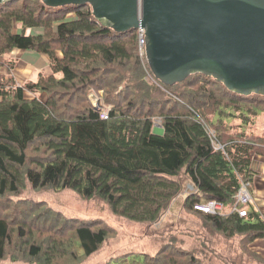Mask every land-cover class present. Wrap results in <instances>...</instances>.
<instances>
[{
    "label": "trees",
    "instance_id": "trees-1",
    "mask_svg": "<svg viewBox=\"0 0 264 264\" xmlns=\"http://www.w3.org/2000/svg\"><path fill=\"white\" fill-rule=\"evenodd\" d=\"M12 1L0 4V68L14 48L47 54L56 67L22 85L13 63L0 74V264L89 263L116 234L103 219L67 217L36 194L75 195L131 222L153 223L186 186L182 209L209 239L240 238L224 247L220 264H264L248 252L264 239V217L236 201L241 184L253 182V157L264 154V133L254 131L264 96L237 95L201 73L165 85L141 54L137 30L114 31L88 4ZM68 8L72 15L46 11ZM158 118L161 133L153 131ZM212 199L224 205L220 213L195 209ZM209 239L197 235L188 248L175 235L164 238V257L121 256L143 255V264H214Z\"/></svg>",
    "mask_w": 264,
    "mask_h": 264
},
{
    "label": "water",
    "instance_id": "water-1",
    "mask_svg": "<svg viewBox=\"0 0 264 264\" xmlns=\"http://www.w3.org/2000/svg\"><path fill=\"white\" fill-rule=\"evenodd\" d=\"M42 1L53 8L88 4L116 32L144 28L145 57L165 85L201 73L237 95L264 96V0Z\"/></svg>",
    "mask_w": 264,
    "mask_h": 264
},
{
    "label": "rangeland",
    "instance_id": "rangeland-1",
    "mask_svg": "<svg viewBox=\"0 0 264 264\" xmlns=\"http://www.w3.org/2000/svg\"><path fill=\"white\" fill-rule=\"evenodd\" d=\"M12 1V0H11ZM10 1V2H11ZM7 2L5 3L8 5ZM13 2V1H12ZM71 8L62 10L60 9H51L46 10L48 13L52 14H63L68 12L69 15H72ZM17 27H15V30ZM8 69H10V63L7 62ZM51 73V72H50ZM147 82L151 84L153 79L148 75ZM28 97H33V95L28 92ZM42 99H46L45 93L40 94ZM90 98L93 101V104L98 102V93H91ZM240 118H234L231 120L232 123H240ZM156 133L162 132L161 120L155 119V126L153 129ZM254 131L256 134L264 133V114H260L256 120L254 126ZM187 193L186 189L181 192L169 205L167 210L163 213L162 217L159 218L157 222L153 223H136L131 222L127 219L121 218L118 215H114L106 207L102 209V204L97 201H83L76 197L75 195L70 194H61L60 192H49L44 191L42 193L34 195L36 200H42L52 206L53 209L62 212L67 217H79L81 219H103V221L109 223L111 226L115 227L116 234L106 243L105 248L95 257L94 259L89 260V263L85 264H101L110 259L115 255L113 259H116L118 256L124 255L127 252H148L152 256L164 257L163 248L167 247L164 245L163 240L165 237L173 238L175 235L178 236L180 241H183L188 248H191L196 239L197 235L201 237V240L209 239L210 236L206 234L205 229L202 227L199 219L189 215L190 213L182 209V201ZM184 221V222H183ZM255 240L248 247V252L252 256L259 255L264 257V244H259ZM215 241V242H214ZM240 241V238L235 239H224L222 241L209 239L208 245L215 246L213 250H208L209 256L216 259L214 264H220L221 262H226L225 260L220 261V256L223 252L225 246ZM214 242V245L212 243ZM240 243V242H238ZM173 249V248H172ZM175 250V249H174ZM167 252L168 256L172 252ZM144 257L140 254H133L128 257L121 256L112 262V264H143ZM241 264H244L240 262ZM253 263H255L253 261ZM2 264H12L8 261L2 262ZM208 264V263H204ZM248 264V261L246 262Z\"/></svg>",
    "mask_w": 264,
    "mask_h": 264
},
{
    "label": "crops",
    "instance_id": "crops-1",
    "mask_svg": "<svg viewBox=\"0 0 264 264\" xmlns=\"http://www.w3.org/2000/svg\"><path fill=\"white\" fill-rule=\"evenodd\" d=\"M38 32L40 30L27 29L28 34ZM7 62L13 63L14 67L11 69V73L19 85L28 80H36L41 72L50 74L56 67L50 56L38 53L33 49L14 48L8 53ZM7 71L6 66L0 68V74H5ZM252 168L256 174L250 186L253 198L250 205L264 217V154H257L253 157ZM258 243L264 244V240L258 241Z\"/></svg>",
    "mask_w": 264,
    "mask_h": 264
},
{
    "label": "built area",
    "instance_id": "built-area-1",
    "mask_svg": "<svg viewBox=\"0 0 264 264\" xmlns=\"http://www.w3.org/2000/svg\"><path fill=\"white\" fill-rule=\"evenodd\" d=\"M137 31H138L140 51H141V54H144V48H145V44H146L145 29L140 27L139 29H137ZM102 116L104 118H107L108 114L106 112H104L102 114ZM252 199L253 198H252V193L250 190V183L249 182L248 183L243 182L241 184L239 191L236 194L237 204L243 205V206L250 205ZM223 207H224V205L221 202H219L218 200H214V199L209 200L205 203H197L195 205V209L201 210V211L206 212V213H213V214L220 213L223 210ZM239 213L242 216L247 215V208L239 209Z\"/></svg>",
    "mask_w": 264,
    "mask_h": 264
}]
</instances>
